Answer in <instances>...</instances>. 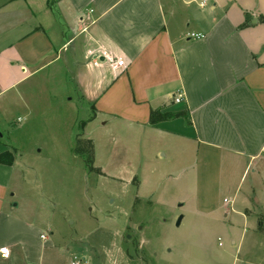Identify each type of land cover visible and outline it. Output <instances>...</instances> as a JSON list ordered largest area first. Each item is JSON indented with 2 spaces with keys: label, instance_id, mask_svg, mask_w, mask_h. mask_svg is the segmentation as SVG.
I'll use <instances>...</instances> for the list:
<instances>
[{
  "label": "crops",
  "instance_id": "obj_1",
  "mask_svg": "<svg viewBox=\"0 0 264 264\" xmlns=\"http://www.w3.org/2000/svg\"><path fill=\"white\" fill-rule=\"evenodd\" d=\"M58 67L89 120L180 143L183 159L194 153L217 177L230 226L264 233V0H0V101ZM153 110L183 111L189 124H151ZM9 148L0 136V152ZM16 165L14 155L0 163V264H59L53 232L11 200Z\"/></svg>",
  "mask_w": 264,
  "mask_h": 264
},
{
  "label": "rangeland",
  "instance_id": "obj_2",
  "mask_svg": "<svg viewBox=\"0 0 264 264\" xmlns=\"http://www.w3.org/2000/svg\"><path fill=\"white\" fill-rule=\"evenodd\" d=\"M51 71L0 101V136L23 171L11 200L53 232L59 264H264V233L230 226L194 153L152 127L89 120L71 73Z\"/></svg>",
  "mask_w": 264,
  "mask_h": 264
},
{
  "label": "trees",
  "instance_id": "obj_3",
  "mask_svg": "<svg viewBox=\"0 0 264 264\" xmlns=\"http://www.w3.org/2000/svg\"><path fill=\"white\" fill-rule=\"evenodd\" d=\"M176 116H181L184 119V123L185 124H189V120L187 118V115L185 112L183 111H177V112H161L160 110H153L150 112V116H149V123L153 124L159 120L162 119H168V118H172V117H176ZM79 145H76V150H79V152L82 150L81 148L78 149ZM92 152H93V147H92V143L90 142V150L88 151V163L87 160H85V164L87 166V168H89L90 170V163L89 160L92 161ZM13 161V155L9 152L3 151L0 153V163L2 164H11Z\"/></svg>",
  "mask_w": 264,
  "mask_h": 264
},
{
  "label": "built area",
  "instance_id": "obj_4",
  "mask_svg": "<svg viewBox=\"0 0 264 264\" xmlns=\"http://www.w3.org/2000/svg\"><path fill=\"white\" fill-rule=\"evenodd\" d=\"M189 35H190V37H198L199 36L198 34H193V33H191ZM121 63H122V61H117V65H121ZM180 99L181 98H180L179 94H177L176 96L173 97L174 102H178V101H180ZM41 237H43V235H41ZM0 253L3 254V256H5L7 254L6 248L5 247L0 248ZM70 264H81V262L71 261Z\"/></svg>",
  "mask_w": 264,
  "mask_h": 264
},
{
  "label": "water",
  "instance_id": "obj_5",
  "mask_svg": "<svg viewBox=\"0 0 264 264\" xmlns=\"http://www.w3.org/2000/svg\"><path fill=\"white\" fill-rule=\"evenodd\" d=\"M181 217H178L177 224L179 223Z\"/></svg>",
  "mask_w": 264,
  "mask_h": 264
}]
</instances>
